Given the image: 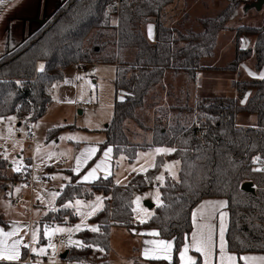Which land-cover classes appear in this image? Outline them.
Returning a JSON list of instances; mask_svg holds the SVG:
<instances>
[{
  "label": "trees",
  "instance_id": "1",
  "mask_svg": "<svg viewBox=\"0 0 264 264\" xmlns=\"http://www.w3.org/2000/svg\"><path fill=\"white\" fill-rule=\"evenodd\" d=\"M172 2L61 0L45 23H31L36 24V28L25 41L9 34L3 46L4 54L0 57V115H16L20 125L36 123L53 103L52 85L64 80L67 68L79 63L84 67L89 64L117 65L113 120L104 130L106 140L99 144L101 151L85 171L95 164L107 145L118 147L128 156L147 151L151 146L165 145L188 149L186 153L178 151L163 159H182L181 167L192 174L185 176L181 173L182 180L187 183L169 190L162 197L165 203L171 202L172 207L156 209L158 218L145 225L131 222L134 215L131 201L135 193L150 186L141 183L142 175H132L130 180L136 187L127 189L115 187L107 181L77 185L75 194L81 199L93 198L85 191L86 188H91L92 193L113 197L105 201L106 211L91 219V223L101 226V232H83L77 237L98 242L105 249L106 257L111 252V230L114 227L125 228L129 232L137 227L161 230V238L175 236L182 240L183 234L192 230L190 213L193 208L205 198H225L229 201L230 213L229 251L237 255L264 253V174L251 171L255 167L251 158L255 155L264 158V80L234 84L242 93L255 90L245 105L229 98H203L195 106L186 101L157 108L151 125L137 116L138 111L145 108L147 99L163 83L168 71L176 77L185 75L190 83L196 81L202 60L214 56L219 35L238 8L228 6L217 17L200 19L202 30L199 32H182L163 21L166 8ZM114 16L119 18L118 25L112 22ZM150 23L155 26V42L146 36V27ZM247 32L256 38L255 46L242 53L237 44L233 68L255 56L256 70L264 72V29L248 28ZM241 33V29H237V41H240ZM40 64L45 65L43 73L37 70ZM16 81H21L24 86L18 87ZM122 93L127 94L123 102L119 99ZM17 106L20 111H16ZM238 113L257 115L258 124L255 127L238 126ZM30 114L31 120L23 123ZM130 122L143 133H131L128 128ZM67 127L53 129L49 136L55 137ZM183 139L188 140L187 145L181 144ZM119 155V151H114L113 159ZM185 159L194 167L188 168L183 163ZM24 160L32 163L29 157ZM9 165L0 159V193H6L9 185L15 186L19 178V174L9 173ZM65 172L73 175L70 170ZM156 174L158 170L149 172V175ZM76 179L73 176V183ZM246 182L253 184L254 194L242 190ZM70 191L66 189L65 194ZM161 191L163 193L164 189ZM63 199L56 205L59 206ZM71 211L51 213L46 218L51 220L55 216L56 222H63V216L68 215L69 222L76 223L78 217L72 216ZM0 223L8 224L2 214ZM66 251L68 255L62 260L65 264L69 259L93 264L90 263L91 249ZM102 264H109V261Z\"/></svg>",
  "mask_w": 264,
  "mask_h": 264
},
{
  "label": "snow or ice",
  "instance_id": "2",
  "mask_svg": "<svg viewBox=\"0 0 264 264\" xmlns=\"http://www.w3.org/2000/svg\"><path fill=\"white\" fill-rule=\"evenodd\" d=\"M3 0H0L2 3ZM118 23V21H112ZM147 34L149 39H154V25H147ZM246 46V44H245ZM39 72H45V65L40 64ZM94 75L89 73L85 75H77L74 79L65 78L63 83L65 85L74 84L75 81H81L89 86V90L92 95L85 99L87 95L83 91V84L81 85V95L78 100H71L65 98L61 100L59 97L53 96V99L57 102L75 104L79 101L85 103L95 102L96 89L99 87L93 84L91 80H87L86 77ZM249 75L255 76V73L249 72ZM259 79L264 80V72L259 74ZM18 87H23L21 81H16ZM58 85L53 84L52 88H56ZM11 95V94H9ZM126 93H122L119 97L123 102ZM247 102V96L241 101L242 104ZM20 107H16V111H20ZM31 114L24 118L23 123H27L31 120ZM17 116L16 115H0V125H4L6 134L0 133V139L9 140L14 137L16 133H22L24 136L28 135V132L23 128L16 127ZM40 125L33 123L29 125V129L38 128ZM60 124L54 127H64ZM97 127H99L97 125ZM255 127V126H253ZM185 131L187 128L184 129ZM52 131L51 129L49 130ZM35 136V133H33ZM60 141H73L76 144L81 141H88V137H79L78 134H70L66 136L58 137ZM103 143V142H99ZM20 144L19 140H15L11 145V150L15 151L17 145ZM181 144L187 145L188 140H181ZM56 140L50 141L49 144L41 145L37 143L35 153L31 158L32 161H39V163H25L23 156H12L9 148L0 145L3 151H0V159L12 165V171L22 176L31 175L32 181L41 185V191L36 194V200L39 201L43 210L39 207L36 208V213L42 216H49V213H60L62 210H72L71 215L79 218V222L75 225H69V216H63V224L55 223L56 217L51 218L52 222L41 223L40 220L34 221L32 224L22 222L20 220H14L11 224L0 223V264H45V258H47V264H59V257L61 249H78L85 250L91 249L93 253H104L105 249L100 247L98 242H88L85 239H75L74 236L77 233L91 232L100 233L101 226L99 224H89L88 221L97 216L99 213L106 211L105 201L113 199L111 195L105 196L103 194L96 195L92 193L91 188H86L92 194L93 198L89 200H83L79 198L75 193L78 192L77 185H95L97 182L103 184L104 182H110L115 187H124L127 189L129 186L136 187L131 180L128 179L133 173L137 176H143L141 183H147L152 185V191L147 193L144 197L136 196L131 204L135 205L131 211L134 214L132 221L139 225L148 224L150 221L157 219L156 209H168L172 207V203H165L162 198L165 194L175 189L178 185L187 183L186 180H182L181 173L185 176H189L192 173L185 171L182 165V159L165 160L164 157L172 156L178 151L186 153L187 148H177L175 146H151L147 151L135 152L133 156H128L118 147L107 145L103 151L101 157L95 162L93 166L85 168L89 165L98 152L101 151L98 145H90L83 148L75 155L74 166L70 169L72 176L61 175L60 173L45 174L42 179L41 176L36 175V171H41L43 168L51 167L49 161L60 162L62 159H72L68 153L71 149L66 151H56L58 148ZM252 147H255L253 145ZM20 150L23 151V146L20 145ZM114 151H119L120 155L114 160ZM160 158V159H158ZM199 158V157H198ZM132 160L133 163L129 164L124 171L128 172L127 176L120 178L122 172L118 171L114 165H122L123 161ZM183 163L188 165V168L194 167V165L188 164L187 160H183ZM251 164L255 167L251 168L254 173L264 174V158L261 155H255L251 158ZM33 170V171H30ZM151 170H158V174L149 175ZM83 173V174H81ZM73 176L78 179L73 183ZM61 180L65 183L59 185L58 191L49 190L43 187L45 181ZM10 191L8 196H15L21 193L22 189L29 187L27 182L20 185H9ZM191 187V186H189ZM71 191L66 195L65 190ZM161 189H164L162 193ZM82 194V193H81ZM63 199V202L59 206L56 202ZM151 197L155 208L149 210L142 204L143 199ZM169 201L172 198L168 197ZM12 206V202L9 201L6 205ZM229 207L228 200H205L201 201L195 208L191 210V232H185L183 238L173 236L171 239L160 238L162 236L161 230H148L145 232H137L136 229H132L133 234L152 237V239H145L142 251V257L146 261L152 262H166V264H198V258L192 253L198 254L199 264H264V256H251L240 255L237 256L234 252L229 251V243L226 239V234L229 231V212L226 211ZM57 237L60 239L57 242ZM42 241H46L43 243ZM68 264H87L85 260L69 259Z\"/></svg>",
  "mask_w": 264,
  "mask_h": 264
},
{
  "label": "rangeland",
  "instance_id": "3",
  "mask_svg": "<svg viewBox=\"0 0 264 264\" xmlns=\"http://www.w3.org/2000/svg\"><path fill=\"white\" fill-rule=\"evenodd\" d=\"M9 2L10 3L1 5H6V8L4 6L1 8L3 10L6 9V12L0 18V38L1 40H4L10 34L20 41H25L28 35H30L36 28V24L32 25L29 22L37 18L38 15L40 16L39 13H41L42 16L41 20H44L47 17L49 18V16L60 5L61 0H10ZM228 6L234 9L235 7L238 8L232 13L226 29L220 34L215 51V57L205 59L203 61L205 70L200 73V79L198 84H196V95L198 97H223L229 93L230 88L227 87V83L233 78V73L230 71V68L233 66L236 58L237 44H239V48L242 53L246 52L250 48H254L256 38L248 34V28L264 29V0H243V2L235 0H173L172 4L166 8V14L163 21H165L168 26L174 27L182 32H186L188 30L199 32L202 30L199 22L200 19L217 17ZM112 21H118L119 23V18L114 16ZM118 23L115 24L118 25ZM150 24L154 25L153 23ZM237 29H241L242 32L240 41H237ZM146 36L148 38L147 27ZM149 40L151 42H155V38ZM255 64L256 59L252 56L240 65L244 79L258 81L257 79H259L258 77L261 72L255 70ZM81 68L82 69L79 70L75 65L70 66L64 73V79H74L77 75L94 73V75L87 76L86 79L91 80L93 84L99 86L96 89V101L92 103L79 101L75 104L66 103L63 105L59 102L48 117L44 118L42 121L40 120L39 122H36V124H39L40 126L35 128V146L20 141L17 148L20 150V145H22V152L18 149H15V151H12L11 148L9 149L12 152V156L17 153H23L25 158L33 157L37 143L46 146L52 140L57 141L59 147L55 150L58 152L71 149L72 151L69 152L68 155L73 157L72 159L64 158L60 162H56L54 160L49 161L52 165L51 167H46L41 171L35 172V174L41 176L42 179L45 174L52 173H60L61 175L71 176L69 173H66L65 170H70L74 166L75 155H77L78 152L85 147L90 145L99 146V144H102L99 142H104L106 140L104 130L112 122L114 116L116 101L114 80L117 72L116 67L113 65L89 64L85 67L82 65ZM249 72L255 73L256 75L251 76L249 75ZM171 74L172 72L170 71L166 73L163 83L156 89L155 94H152V97L147 99L145 108L139 110L137 113V116L147 125H151L152 118L157 108L162 106H171L177 104L178 102H182L184 99L182 94L184 92H178V89H182L184 80H182L181 77L175 79ZM82 84L83 91L87 93L85 99H88L92 95V92L89 90V86L81 81H75L74 84L71 85H65L63 81L60 82L57 84L58 86L55 88V91L53 90L52 99L53 96H56L61 100H64L65 98L78 100L81 95ZM252 91L255 93V90ZM18 124V121H16L17 128H23L24 131L27 132L29 130V125L33 123L22 124L21 126H18ZM60 124L68 127L59 131L57 136L50 137L49 130L61 128L54 127ZM97 125L99 127H97ZM128 128L133 134L143 133L141 129L137 128L132 122L128 123ZM0 133L6 134L5 127H2L1 125ZM70 134H78L79 137H88L89 139L88 141H81L79 144H76L73 141H60L58 139L60 136ZM25 137L26 136L22 133H16V135L9 140H23ZM138 141L140 140L138 139ZM10 145H12V143H10ZM4 147H6V145H4ZM32 163H39V161H32ZM131 163L133 162L126 160L122 162V165H114L118 171L122 172V175L120 176L121 179H123V176L128 175V172L124 171V169H126ZM9 173L11 175L14 174L12 169H10ZM132 175L136 174L133 173ZM132 175L128 177L129 180ZM19 181L20 180L18 178L17 182L19 183ZM18 183L15 184V186L21 184ZM61 183H65V181H45L43 187H46L49 190L58 191ZM41 187V185L35 183L33 186L23 189L21 193L10 197L4 196V194H7L8 191H10L9 188L5 191L6 193H0V214H2L8 224H11L14 220H20L29 224H32L37 220H40L41 223L52 222L51 220H47V216L38 215L35 211L37 207L41 208L42 211L46 210L43 208V205L36 200V194L41 191ZM150 191H152V185L142 192L135 193L133 200L136 196L144 197ZM100 194L103 193H96V195ZM18 196H23V201L20 204L14 203ZM9 201L12 202L11 207L6 206ZM142 204L149 210H153L149 204L155 205L151 197L143 199ZM91 219L88 221L89 224H93L91 223ZM54 222L63 224V222ZM78 222L79 218L76 223ZM68 223L69 225L76 224L70 222ZM78 234L79 233L75 234V239H79L77 237ZM59 238L60 237H57V242ZM42 242L46 243V241ZM134 242H136V240H132L127 229L114 227L111 230V252L106 257L105 253L97 252L94 254L92 251L90 263L102 264L105 260H107L109 261V264H137L134 260V246L131 245L134 244ZM137 244H139V242H137ZM66 250L67 249H61L60 257L64 252H66ZM60 257L59 260L61 262Z\"/></svg>",
  "mask_w": 264,
  "mask_h": 264
},
{
  "label": "crops",
  "instance_id": "4",
  "mask_svg": "<svg viewBox=\"0 0 264 264\" xmlns=\"http://www.w3.org/2000/svg\"><path fill=\"white\" fill-rule=\"evenodd\" d=\"M10 0H3V2L2 3H0V18H1V16L6 12V9L5 10H3V9H1L3 6H1L2 4H5V3H10L9 2ZM5 8H6V5L4 6ZM40 14V19H41V13H39ZM36 17V16H35ZM36 19V18H35ZM32 20V21H30L29 23H39V22H37L36 20ZM114 25H116L115 23H114ZM1 30V29H0ZM154 32H155V28H154ZM223 32V31H222ZM221 32V33H222ZM220 33V34H221ZM219 37H220V35H219ZM4 39V38H3ZM219 39V38H218ZM5 40L6 39H4V40H1V38H0V57L4 54V42H5ZM217 48V47H216ZM216 51V50H215ZM236 54H237V52H236ZM213 57H215V54H214V56ZM212 57V58H213ZM253 57H255V56H253ZM206 59H211V58H206ZM256 59V58H255ZM205 59H203L202 60V62H201V65H202V69L200 70V71H198V73H197V78H196V81L195 82H193V83H190L189 81H188V79L185 77V75H180V76H175L174 74H173V72H172V74L171 75H173V77L175 78V79H178V78H182V80H184V83H183V85H182V89L181 90H179L178 89V92L180 93V91L181 92H184V93H182L183 94V96H184V99H183V101L182 102H188L191 106H195V104L197 103V101L198 100H200V99H203V98H215V97H198L197 95H196V91H197V89H196V84H198V81H199V79H200V77H199V75H200V73L201 72H203L204 70H205V67L203 66V61H204ZM242 64V63H241ZM240 64V65H241ZM92 65H95V64H92ZM240 65L238 66V67H236V68H233V66H231V68H230V71L233 73V78H232V80H230V81H228V83H227V87L228 88H230V91H229V93L227 94V95H225V96H223V97H220V98H229V99H234V100H236V101H238L239 102V104L240 105H245L248 101H249V99L252 97V95H254V92L252 91L253 89H249L248 91H246L245 93H242V92H239L238 91V89H237V87H235L234 86V84L235 83H238V82H243V81H246V82H252L253 80H247V79H244V77L242 76V71H241V68H240ZM113 66H115V67H117V65H113ZM255 70H256V64H255ZM257 71V70H256ZM171 72V71H170ZM257 80H261V79H257ZM54 91H55V88H54ZM250 94H251V96H250ZM247 96V102L246 103H244V104H242L241 103V101L242 100H244V98ZM57 104H59V102H57L56 100H54L53 99V103L48 107V111L46 112V114L44 115V117H42L40 120L42 121L44 118H46V117H48L51 113H52V111L54 110V107L57 105ZM60 104H66V103H60ZM40 120H38L37 122H39ZM236 123H237V125L238 126H243V127H248V126H251V127H253V126H256L257 124H258V117H257V115H255V114H249V113H238V115L236 116ZM2 126V125H1ZM18 126H21V125H19L18 124ZM3 127V126H2ZM1 143V142H0ZM10 143H13V142H8V143H1V145H6V148H11L10 146ZM2 151H3V149L2 148H0ZM16 149H18L17 147H16ZM19 150V149H18ZM19 151H21V150H19ZM22 152V151H21ZM10 153H12L11 151H10ZM14 156H17V157H19V156H23L24 158H25V156H24V154L23 153H17V154H15ZM9 167H10V169H12V165L10 164L9 165ZM50 181V180H49ZM7 195V194H6ZM5 194H4V196L5 197H10V196H6ZM205 200H227V199H225V198H205L204 200H202V201H205ZM15 203V202H14ZM21 203V202H20ZM20 203H18V204H20ZM155 208V205H153V208L152 209H154ZM226 211H228L229 212V210H228V208L227 209H225ZM229 221H230V213H229ZM137 224V223H136ZM228 227H229V224H228ZM113 229V228H112ZM133 229H136V231L137 232H145V231H148L149 229H143V228H139V227H137V228H133ZM129 232V231H128ZM130 233V235H131V238H132V240L134 239V240H136V242H134V244H131L132 246H134V248H133V251L135 252V258H134V260H135V262L138 264V263H144V264H166V262H152V261H146V260H144V258L142 257V251H143V248L145 247V245H144V240L145 239H152V237H146V236H140V235H135V234H133V232H132V230L129 232ZM161 238V237H160ZM226 239H227V234H226ZM137 242H139V244H137ZM193 255H196L197 256V258H198V261H199V256H198V254H195V253H192ZM236 254V253H235ZM242 255H251V256H264V253H244V254H242ZM237 256H240V255H237ZM60 259H61V257H60ZM47 263V258H45V264ZM59 264H65L64 262H62V260H61V262H60V260H59ZM238 264H243V262H239L238 261ZM257 264H259V262H257Z\"/></svg>",
  "mask_w": 264,
  "mask_h": 264
},
{
  "label": "built area",
  "instance_id": "5",
  "mask_svg": "<svg viewBox=\"0 0 264 264\" xmlns=\"http://www.w3.org/2000/svg\"><path fill=\"white\" fill-rule=\"evenodd\" d=\"M82 65H83L82 63H79L76 66H77V68L79 70H81L82 69L81 68ZM2 126L5 127L4 125H2ZM27 132H28V135L25 137V139L19 140V141L26 142V143H29V145L35 146V144H36V130H35V128L29 129ZM33 133H35V136H33ZM14 141L15 140H3V139H0L1 143H8V142H14ZM0 151H2V150L0 149ZM19 180H20L19 183L17 182L18 184H20V183L22 184L24 182H27L29 184V186H33L35 184L32 181V177L30 175H27V176L19 175ZM47 182H49V180ZM22 201H23V196H18L16 198V200H15V203L18 204V203H20Z\"/></svg>",
  "mask_w": 264,
  "mask_h": 264
},
{
  "label": "water",
  "instance_id": "6",
  "mask_svg": "<svg viewBox=\"0 0 264 264\" xmlns=\"http://www.w3.org/2000/svg\"><path fill=\"white\" fill-rule=\"evenodd\" d=\"M36 21H37V22H40V23L43 24V23L46 22V19L41 20V19H40V16L38 15V17L36 18ZM19 125H20V124H19ZM242 190L245 191V192H247V193H252V194L255 193V188L253 187V184H252L251 182H246V183H244V184L242 185ZM149 206H150L151 208H153V204H149ZM67 255H68V252H67V251L64 252V253L61 255V260H65L66 257H67Z\"/></svg>",
  "mask_w": 264,
  "mask_h": 264
},
{
  "label": "flooded vegetation",
  "instance_id": "7",
  "mask_svg": "<svg viewBox=\"0 0 264 264\" xmlns=\"http://www.w3.org/2000/svg\"><path fill=\"white\" fill-rule=\"evenodd\" d=\"M46 19V18H45Z\"/></svg>",
  "mask_w": 264,
  "mask_h": 264
}]
</instances>
